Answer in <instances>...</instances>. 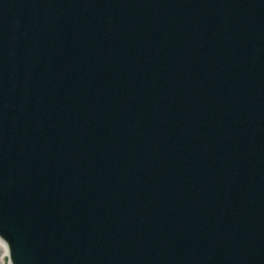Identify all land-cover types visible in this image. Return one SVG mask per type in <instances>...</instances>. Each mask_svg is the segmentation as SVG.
<instances>
[{
  "label": "water",
  "instance_id": "water-1",
  "mask_svg": "<svg viewBox=\"0 0 264 264\" xmlns=\"http://www.w3.org/2000/svg\"><path fill=\"white\" fill-rule=\"evenodd\" d=\"M3 264H264V0H0Z\"/></svg>",
  "mask_w": 264,
  "mask_h": 264
},
{
  "label": "bare ground",
  "instance_id": "bare-ground-1",
  "mask_svg": "<svg viewBox=\"0 0 264 264\" xmlns=\"http://www.w3.org/2000/svg\"><path fill=\"white\" fill-rule=\"evenodd\" d=\"M0 250H1V253H0V264H3V257L5 255H7V245L6 243L0 238Z\"/></svg>",
  "mask_w": 264,
  "mask_h": 264
},
{
  "label": "rangeland",
  "instance_id": "rangeland-1",
  "mask_svg": "<svg viewBox=\"0 0 264 264\" xmlns=\"http://www.w3.org/2000/svg\"><path fill=\"white\" fill-rule=\"evenodd\" d=\"M0 253H1V250H0Z\"/></svg>",
  "mask_w": 264,
  "mask_h": 264
}]
</instances>
